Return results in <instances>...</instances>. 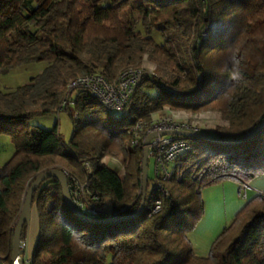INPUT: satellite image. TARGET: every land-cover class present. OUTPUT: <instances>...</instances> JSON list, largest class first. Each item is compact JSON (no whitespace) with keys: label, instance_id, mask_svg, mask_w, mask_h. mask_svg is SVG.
<instances>
[{"label":"trees","instance_id":"trees-1","mask_svg":"<svg viewBox=\"0 0 264 264\" xmlns=\"http://www.w3.org/2000/svg\"><path fill=\"white\" fill-rule=\"evenodd\" d=\"M44 1L0 0V74L34 61L46 64L25 84L0 91V133L14 145L0 169V259L11 264L22 199L30 179L46 169L65 168L85 181L98 206L115 212L107 217L133 215L142 196L141 148L127 147V130L168 107L210 110L226 125L204 134L209 140L186 138L191 147L180 157L181 180H159L167 197H156L153 179L148 192L147 175L143 210L131 218L82 221L67 207L59 183L42 181L31 197L38 235L29 264H264V194L245 202L206 257L194 254L186 237L202 216V188L225 179L241 187L264 175V0ZM218 22L223 29L212 33ZM232 50L241 58L239 82L228 78ZM145 53L170 75L160 69L156 79L143 75L116 119L86 91L71 97L55 85L100 68L116 77L139 66ZM64 96L72 104L63 107L73 127L67 143L57 125L30 123L57 112ZM106 155L121 158L122 175L101 161ZM196 166L203 173L193 179ZM157 198L159 208L151 213Z\"/></svg>","mask_w":264,"mask_h":264},{"label":"built area","instance_id":"built-area-1","mask_svg":"<svg viewBox=\"0 0 264 264\" xmlns=\"http://www.w3.org/2000/svg\"><path fill=\"white\" fill-rule=\"evenodd\" d=\"M223 29V25L213 23L211 25L212 33L219 32ZM155 76L154 68L147 67L144 61L137 67H130L122 70L115 78L110 79L101 72H94L86 75L77 76L66 83H56L58 90L65 91L72 97L78 90L86 91L96 97L103 107L111 114H121L125 104L131 96L134 88L139 83L143 75ZM71 102L66 96L63 97L60 109ZM75 116V115H74ZM181 130L203 134L199 120H189L187 117H175L171 110L162 108L158 111L150 113V119L147 123L136 121L128 130L129 135L127 147L141 148L145 137L150 133L155 135L148 142L147 163L152 160V179L160 196H168V191L162 187L159 180H169L175 176L181 180V159L180 157L190 150V143L181 136L171 134H160L162 131ZM109 160L117 161L115 158L108 156ZM103 163L107 161H102ZM194 167L191 177L197 179L201 177L202 170ZM83 170L90 174V166L88 162L83 164ZM67 179V188L70 198L76 208L89 217H107L114 214L101 208L97 204V197L94 196L86 187V182L80 180L75 175L63 170ZM264 194V193H262ZM159 208V199L154 201V207L151 213ZM122 210H120L121 212ZM29 260H23V264H27ZM0 264H7L0 259Z\"/></svg>","mask_w":264,"mask_h":264},{"label":"rangeland","instance_id":"rangeland-1","mask_svg":"<svg viewBox=\"0 0 264 264\" xmlns=\"http://www.w3.org/2000/svg\"><path fill=\"white\" fill-rule=\"evenodd\" d=\"M49 1L50 0H45L43 2V6ZM153 36L156 41L161 40L158 34H154ZM142 61H144L147 67L149 66V67L154 68L155 76H152L153 78L156 79L159 76H162L160 75V71L166 73V75L167 74L170 75V72L168 71L169 68L162 67L159 59L153 56L152 54L150 53L143 54L140 57L139 65L142 64ZM45 65L46 64L43 61H34V62L19 65L9 70L7 73L0 74V91L13 90L16 87L25 84L32 77L40 73ZM158 69H160V71ZM100 71L105 72L106 77L110 79L115 78L105 68H100L99 72ZM70 107H72V104H70ZM164 108L171 110L175 117H187L189 120L198 119L200 127L202 128L201 132L203 134L213 135L214 134L213 131H216L219 128L226 125V122L223 119H221L219 113H216L210 110L201 111L199 113H190V112H186L183 110H173L168 107H164ZM112 117L116 119L117 117H119V114H112ZM30 123L32 126H38L43 129H51L54 125H57V130H58V133L63 143L68 142V140L71 137L72 131H73V127H72L68 112L65 111L63 108L59 109L55 113H49L45 115L36 116L31 120ZM13 152H14V145L11 142L10 137L6 133H0V169L11 158ZM108 156L109 155L104 156L101 159V161L103 160L107 161L104 163L105 165H107L110 169L116 171L119 175H122L124 164L121 158L118 157V158H115L117 159V161L116 160L112 161L108 159ZM60 170L63 171L66 169L62 168ZM147 175H148V178L150 179L148 181V187H147L148 192H149L153 186V182L151 181L152 179V160L148 161L147 163ZM31 181L32 179H30L29 182ZM159 195L160 194L157 192L156 197ZM105 207L106 208L110 207L109 201H106ZM9 261H10V258H9Z\"/></svg>","mask_w":264,"mask_h":264},{"label":"crops","instance_id":"crops-1","mask_svg":"<svg viewBox=\"0 0 264 264\" xmlns=\"http://www.w3.org/2000/svg\"><path fill=\"white\" fill-rule=\"evenodd\" d=\"M214 132V131H213ZM264 193V175L256 176L241 186L234 179H225L202 188V216L186 237L194 254L206 257L218 234L233 219L245 202L255 195ZM38 219L35 207L31 205L30 221L26 232V258L31 259L37 241ZM29 262L27 264H29Z\"/></svg>","mask_w":264,"mask_h":264},{"label":"water","instance_id":"water-1","mask_svg":"<svg viewBox=\"0 0 264 264\" xmlns=\"http://www.w3.org/2000/svg\"><path fill=\"white\" fill-rule=\"evenodd\" d=\"M264 124V123H262ZM160 134H171L176 136H181L184 138H200L203 140H209L204 134L188 132V131H181V130H172V131H162ZM155 135V133H150L147 135L143 141L142 145V154H141V201L138 210L131 216L127 217H89L83 213H81L76 206L73 204L69 191L67 188V179L64 172L58 168H51L44 170L37 174L32 181L29 183V186L24 194L22 199V204L20 208V212L14 227L12 242H11V255H10V262L11 264H23V260L26 259L27 251H26V243L27 239H22L21 237V230L23 224H29L30 221V210H31V197L32 192L37 188V186L47 178H54L60 186L62 197L70 209L72 214L77 217L78 219L89 222L92 224H101L107 223L111 221H117L120 219L131 218L138 214H140L143 210L144 206V199L146 194V184H147V151H148V142L149 140Z\"/></svg>","mask_w":264,"mask_h":264},{"label":"clouds","instance_id":"clouds-1","mask_svg":"<svg viewBox=\"0 0 264 264\" xmlns=\"http://www.w3.org/2000/svg\"><path fill=\"white\" fill-rule=\"evenodd\" d=\"M231 68L228 70V78L232 82H239L243 79V73L240 68L241 58L237 54V50H232L229 56Z\"/></svg>","mask_w":264,"mask_h":264}]
</instances>
